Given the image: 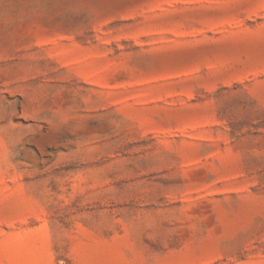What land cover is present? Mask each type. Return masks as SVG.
<instances>
[{
  "label": "rangeland",
  "instance_id": "rangeland-1",
  "mask_svg": "<svg viewBox=\"0 0 264 264\" xmlns=\"http://www.w3.org/2000/svg\"><path fill=\"white\" fill-rule=\"evenodd\" d=\"M0 264H264V0H0Z\"/></svg>",
  "mask_w": 264,
  "mask_h": 264
}]
</instances>
